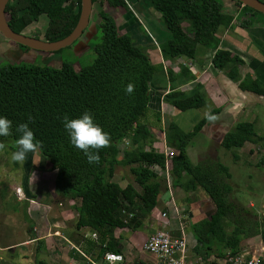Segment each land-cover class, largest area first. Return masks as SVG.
I'll return each mask as SVG.
<instances>
[{
  "label": "trees",
  "instance_id": "1",
  "mask_svg": "<svg viewBox=\"0 0 264 264\" xmlns=\"http://www.w3.org/2000/svg\"><path fill=\"white\" fill-rule=\"evenodd\" d=\"M128 1L91 0L90 15L95 11L99 18L101 37L93 47L95 55L89 65L78 70L66 61H61L59 67L46 63L0 66V116L12 121V135L0 137V142H9L10 148L15 150V140L20 135L15 131L16 126L26 122L29 114L34 117L29 127L42 145L37 152V168L54 171V190L77 201L75 229L97 234V242L86 239L82 247L91 255L99 256L106 250L120 252L113 230L136 229L141 218L149 215L157 203L160 184L155 172L148 167L164 168L166 163L172 187L183 192H193L199 187L212 207L205 217L189 222L195 239L192 248L195 255L204 259L209 255L222 257L226 253L242 251V243L247 238L259 235L264 240V229L254 215L228 200L231 187L227 182L230 177L227 167L206 155L193 163L187 154L191 139L212 122L208 117L216 115L220 109L210 110L188 131H183L172 121L166 122L163 143L176 151L166 162L162 149L155 148L153 128L140 119L148 109L151 79L158 67L149 61L132 36L117 31L107 12L108 7H121L125 13H130ZM230 1L241 7L240 13L248 12L245 8L260 19L243 18L239 20L240 26L263 22V14L241 6L236 0ZM144 3L159 15L167 33L166 39L158 42L163 60L174 57L193 59L197 47H203L212 52L210 62L213 68L223 69L231 64L225 74L237 79V67L243 61L234 52L223 49L217 37L218 29L228 27L233 20V15L225 8V0H143ZM79 8L80 0H8L4 16L11 30L23 33L28 25L44 15L46 26L42 39L51 41L71 31ZM132 20L136 21L133 17ZM16 45L23 52L30 50ZM180 75L187 80L193 78L185 68L180 69ZM167 76L172 78L169 70ZM129 83L135 86L132 94L125 91ZM237 85L241 90L264 97V83L256 77L243 75ZM166 99L180 111L198 108L204 103L197 92L185 98L177 92L167 93ZM85 111L90 112L94 123L111 137L110 147L99 150L98 164H89L84 153L70 143L60 119L63 114L77 118ZM155 120L160 121L159 113H156ZM123 138H127V146L120 152L118 146ZM245 142L264 143V135L254 130L253 123L237 122L223 134L220 146L230 150ZM144 145L149 148L144 149ZM29 163L28 158V167ZM117 165L128 166L133 183L120 187L111 179ZM23 193L26 198L30 197L26 191ZM225 223L232 226L230 232H225ZM32 264L51 263L37 259Z\"/></svg>",
  "mask_w": 264,
  "mask_h": 264
},
{
  "label": "rangeland",
  "instance_id": "2",
  "mask_svg": "<svg viewBox=\"0 0 264 264\" xmlns=\"http://www.w3.org/2000/svg\"><path fill=\"white\" fill-rule=\"evenodd\" d=\"M93 9L95 10V6ZM107 9L115 22L117 31L119 33H127L132 37L134 35V41V38L139 35L147 34L149 38V34L151 33L160 40L166 39L167 33L162 23L156 29L149 28L142 18L139 19L138 14H136V16L134 13L132 16L131 11L130 13H125L121 7H108ZM244 10L248 12H238L239 15L234 17L235 20H242L243 18L254 16L250 14L251 12L249 10L245 8ZM231 14L234 16L233 13ZM246 14H248V16H246ZM132 17L135 18V22L132 20ZM98 21L99 18L95 11H93L83 33L72 44L59 49L57 53L31 49L23 52L14 42L5 39L0 34V66H4L7 63H32L39 65L46 63L52 67H59L61 61L72 63V67L75 70L87 66L94 58V45L100 42L101 31ZM142 24H144V26H142ZM183 25H185V23H183ZM45 26L46 17L40 15L36 22L31 23L23 30V33L42 39ZM153 38L155 37L153 36ZM151 43L154 42L152 41ZM137 46L143 48V44L141 43L137 44ZM251 74L254 75L253 71ZM161 109L162 107H160V112ZM251 110L252 113L247 111L245 115H242L244 116L243 119L250 120L249 123L252 121L254 130L258 134L264 135V105L259 103L255 105L254 103ZM148 111L149 109H147L145 113V116L147 115L146 117H141V122L146 123V119L150 122H154L155 118L152 115H148ZM252 114L255 116L256 120ZM150 122L146 124L150 126ZM166 122L167 121H164L162 125L163 128ZM152 124L155 125V127H153L156 141L154 146L157 148L158 141H160V143L164 141V135L161 131L156 129V127H160V125H156V122ZM191 126L189 128L186 127L184 130H190ZM122 141H127V138H123ZM210 142L199 133L193 137L187 147V154L190 160L195 163L198 159L200 160L206 155L211 158H216L225 165L230 174L227 180L231 187L228 200L235 205L246 208L248 212L252 213L254 218L261 223L260 226L264 229V218H262L264 216V143L245 142L242 145V149L236 148L233 150H226L220 146L216 139ZM8 143L9 142L5 143L7 146L6 149L0 152V245L11 244L14 246L0 249V264H32L33 260H37V258L41 260L46 259V261L50 263L53 262V264H80L82 261L81 255H78L74 250L69 248V244L66 241L69 239L77 245L79 244L81 248H84L83 245L86 239L82 238L74 230L76 219L75 206L77 205V201L70 200L54 190L52 178L55 174L53 173L37 181V188L42 189V194L48 201V206H43L44 204L31 206V203H35V200L31 198L27 199L32 200V202L28 200L18 201L14 189L19 186L22 190L21 183L27 180L28 177L31 178L33 172L37 169L38 163L36 162L39 161V157L38 153H29V167L28 158L27 162L23 165L15 164L11 162L10 159L11 152L14 150L10 148ZM11 143L12 145L14 144L13 142ZM233 154L236 155V157H234ZM151 167L153 168L152 165L148 168ZM156 168L158 180L160 179L159 182L161 183L159 198L163 199L166 189L165 180H169V175L167 174L166 178L159 169L160 167ZM111 179L120 187H123L126 183H133L132 174L128 166H115ZM136 189L138 188L136 187ZM171 190L175 203L179 205L182 230L187 239V244L190 247L193 244L195 245V239L190 231L189 222L205 217L208 210H211L212 207L206 194L199 187H196L193 192H183L180 188H174L172 186ZM161 201L162 200L158 199L156 208L162 207ZM37 202L36 200V203ZM62 210L68 212V215H64L65 213H63ZM169 213L171 215L170 211ZM153 225L155 224L151 223L148 215H145L141 218V224L136 229L124 227V232L127 233L125 236L121 235L118 241L122 244L124 238L133 231L147 233L148 230H152V227L156 226ZM223 226L225 232H230L232 228L230 224L225 223ZM53 231H58V233L54 234ZM49 232L56 237L49 235L44 237V239H38V241L25 242V239H28L30 236L34 238L36 234L47 235ZM57 237L60 238L58 241L55 240ZM63 237L67 239L65 238L64 240ZM242 244L244 246L243 250L248 251V254H252L259 251V247L264 245V240L257 235L247 238ZM95 250L97 249L95 248ZM191 253H193L192 250ZM216 258V256L209 255L208 258L205 259L211 264L215 262ZM133 260H138V258Z\"/></svg>",
  "mask_w": 264,
  "mask_h": 264
},
{
  "label": "crops",
  "instance_id": "3",
  "mask_svg": "<svg viewBox=\"0 0 264 264\" xmlns=\"http://www.w3.org/2000/svg\"><path fill=\"white\" fill-rule=\"evenodd\" d=\"M260 1L264 2V0ZM127 4L132 16L134 13L135 15L138 14L139 19L142 18L149 28L156 29L161 24L159 21V15L147 8L145 3L143 4V0H130ZM224 5L230 13L234 14V16L228 27H221L218 29L217 37L219 38L221 47L223 49L230 50L232 53L234 52V54L238 55V57L243 61L242 65L237 67L238 75L236 76V80H240L243 75H248L250 78L256 77L264 83V20L263 22L259 23L253 22L248 27H242L239 25V20L236 19V21L234 18L236 15H239L240 7L236 6L230 0H225ZM107 12L110 15V12ZM246 16H248V14H246ZM252 18L259 19L255 16H249V19ZM142 26H144V24H142ZM151 34H149L150 39L148 38L147 34L139 35L134 39L136 45L139 43L143 44V48L140 47L141 50H143V52L146 54L149 61L158 67L157 71L152 75L151 87L149 90L150 100L148 104V115H152L155 118L156 113H159L160 121L157 122L154 120L156 125H160V127H156L157 130L163 132L162 125L164 121H172L179 128L185 131L184 129L186 127L189 128L191 125L193 126V124L198 119L206 116L210 110L218 108L220 109V112L213 116L215 117V120L206 124L201 129L199 134L203 135V137L209 142L216 139L220 144L223 134L230 130L234 124L237 122H250V120L243 119L244 116L242 115H245L247 111L252 113L251 109L254 103L255 105L258 103L264 105V97L241 90L238 87L236 80L226 76V70L231 66V64H228V66L223 69H215L212 67L210 62L212 56L211 51L203 47H197L196 54L193 59H188L186 57H174L173 59L163 60L158 48V42L160 39L154 34ZM153 36L156 39L153 38ZM152 41L154 43H151ZM181 68H185L190 71L193 78L187 80V77L180 75ZM168 70L170 71L172 77L170 79L167 76ZM251 70L253 71L254 75L251 74ZM173 92H177L179 96L183 98L197 92L202 96L204 103L198 108H190L180 111L167 101V99H171L172 97H167L165 101L166 94ZM160 107H162L161 112ZM253 117L255 119L254 115ZM148 122L150 121L146 119V123ZM154 122H150V126L152 128L155 127V125L152 124ZM126 144L127 141H122L118 146L119 149L125 148L127 146ZM157 147L162 149L163 143L158 141ZM148 148L149 145H144V149ZM238 148L242 149V146ZM155 171L157 172V170ZM156 172V181L160 184L161 188V183L159 182L160 179L158 180V174ZM51 173L55 174L54 171L37 168L33 172L31 178L28 177L27 180L21 183L22 189L30 194V197L28 198L35 200V203L30 204L31 206H38L40 204H44L43 206H48V201L42 194V189L37 188V181L44 179V177ZM160 193L161 192L159 189L158 196ZM36 200L38 201L37 203ZM62 212L65 213L64 215H68V212H64L63 210ZM169 216L171 219L175 217L173 214H169ZM148 218L150 219L149 215ZM150 220L152 224L156 225H153L155 227H152V230H148L147 233L133 231L124 238L122 244L118 241L120 252L125 257L131 260L138 258V260L148 261L150 259L149 256L141 250V246L146 240L147 236L151 234L153 230L159 225V222L153 221L152 219ZM172 223L176 225V220L172 219ZM124 229L125 228H115L113 230V236L119 240L121 235L125 236L127 233L124 232ZM74 230L80 236H82V234H80L81 232L83 233L86 231L84 229L76 230L75 227ZM49 235L56 237L50 232L47 235L36 234L34 238L30 236L28 239H25V242L38 241V239H44V237ZM59 239L60 238L58 237L55 238L57 241ZM11 246L14 245H0V249H6L7 247ZM43 260L46 261V259ZM46 262L50 263L49 261ZM51 264H53V262Z\"/></svg>",
  "mask_w": 264,
  "mask_h": 264
},
{
  "label": "built area",
  "instance_id": "4",
  "mask_svg": "<svg viewBox=\"0 0 264 264\" xmlns=\"http://www.w3.org/2000/svg\"><path fill=\"white\" fill-rule=\"evenodd\" d=\"M162 135V134H161ZM164 141H162L163 143ZM162 152L165 156V162L176 154V151L172 148L165 146L163 143ZM153 168H148L154 172L157 170L156 165H152ZM164 176L167 178L168 166L159 168ZM157 173V172H156ZM169 175V174H168ZM166 189L164 198L158 199L161 201V208H156V205L149 213L150 219L159 222V225L149 234L141 246L142 252L149 256V260H131L125 257L121 252L103 251L99 256L91 255L87 253L79 245L66 240L69 244V248L74 250L78 255H81L82 261L80 264H210L207 259H204L200 255L191 253L193 248L188 246L187 239L182 230L181 218L179 215V206L175 203L172 196L171 184L167 179L165 180ZM16 199L18 201L32 200L27 199L21 188L18 186L14 189ZM158 202V200H157ZM157 204V203H156ZM169 211L175 217L176 225L172 223V219L169 216ZM58 231H54V234ZM82 238L89 239L93 242H97V234L95 232H85L82 234ZM65 240V238L63 237ZM211 264H264V245L259 247L257 253L248 254V251H240L238 253L228 254L226 253L222 257H217L215 262Z\"/></svg>",
  "mask_w": 264,
  "mask_h": 264
},
{
  "label": "clouds",
  "instance_id": "5",
  "mask_svg": "<svg viewBox=\"0 0 264 264\" xmlns=\"http://www.w3.org/2000/svg\"><path fill=\"white\" fill-rule=\"evenodd\" d=\"M134 90L135 86L132 83L126 85L127 94H132ZM60 119L68 133L70 143L84 153L89 164H98L100 162L99 150L110 147V134L94 123L93 116L88 111L77 118H69L67 114H63ZM208 119L214 121L215 117L209 116ZM32 122H34V117L29 114L26 122H21L16 126L15 131L20 135L15 140V150L11 152L10 156L11 162L15 164L23 165L28 154L39 152L42 146L29 127ZM10 135H12V121L7 117L0 116V137ZM6 147L5 143L0 142V152L4 151Z\"/></svg>",
  "mask_w": 264,
  "mask_h": 264
},
{
  "label": "water",
  "instance_id": "6",
  "mask_svg": "<svg viewBox=\"0 0 264 264\" xmlns=\"http://www.w3.org/2000/svg\"><path fill=\"white\" fill-rule=\"evenodd\" d=\"M8 0H0V34L7 40H10L20 46L31 50L42 52H56L59 49L72 44L84 31L88 24L90 11L92 8L91 0H80V8L77 20L71 31L56 40H43L33 36L25 35L22 32H14L7 25L4 8ZM241 6H246L253 11L264 15V3L260 0H236Z\"/></svg>",
  "mask_w": 264,
  "mask_h": 264
}]
</instances>
